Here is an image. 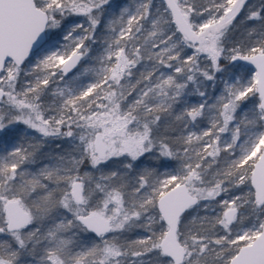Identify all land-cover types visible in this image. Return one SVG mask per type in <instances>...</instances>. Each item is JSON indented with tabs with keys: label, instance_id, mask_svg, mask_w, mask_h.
I'll list each match as a JSON object with an SVG mask.
<instances>
[{
	"label": "snow or ice",
	"instance_id": "6c2138e0",
	"mask_svg": "<svg viewBox=\"0 0 264 264\" xmlns=\"http://www.w3.org/2000/svg\"><path fill=\"white\" fill-rule=\"evenodd\" d=\"M0 264H264V0H0Z\"/></svg>",
	"mask_w": 264,
	"mask_h": 264
},
{
	"label": "rangeland",
	"instance_id": "374dc122",
	"mask_svg": "<svg viewBox=\"0 0 264 264\" xmlns=\"http://www.w3.org/2000/svg\"><path fill=\"white\" fill-rule=\"evenodd\" d=\"M88 65L85 64V67H87ZM71 75V74H70ZM83 79H89V77H83Z\"/></svg>",
	"mask_w": 264,
	"mask_h": 264
},
{
	"label": "water",
	"instance_id": "95a60500",
	"mask_svg": "<svg viewBox=\"0 0 264 264\" xmlns=\"http://www.w3.org/2000/svg\"><path fill=\"white\" fill-rule=\"evenodd\" d=\"M75 71V70H74Z\"/></svg>",
	"mask_w": 264,
	"mask_h": 264
}]
</instances>
